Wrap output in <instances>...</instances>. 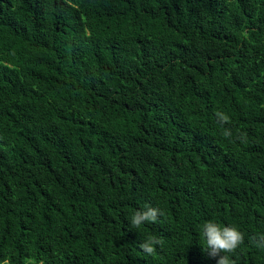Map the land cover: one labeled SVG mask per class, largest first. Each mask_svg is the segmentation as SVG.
Listing matches in <instances>:
<instances>
[{"label": "trees", "instance_id": "obj_1", "mask_svg": "<svg viewBox=\"0 0 264 264\" xmlns=\"http://www.w3.org/2000/svg\"><path fill=\"white\" fill-rule=\"evenodd\" d=\"M207 221L264 264V0H0V264H216Z\"/></svg>", "mask_w": 264, "mask_h": 264}, {"label": "clouds", "instance_id": "obj_2", "mask_svg": "<svg viewBox=\"0 0 264 264\" xmlns=\"http://www.w3.org/2000/svg\"><path fill=\"white\" fill-rule=\"evenodd\" d=\"M216 117L221 125L230 123V117L222 111H217ZM223 135L231 137L232 132L225 129ZM238 138L241 139V142H246V137L243 133ZM162 215L163 212L160 209L147 206L145 210L136 211L132 215L130 224L133 229H138L146 222L155 223L158 217ZM202 235L204 237V251L209 257L216 259V264H234V261L227 254L233 253L245 239L244 234L237 227H222L216 222L207 221L203 225ZM253 243L256 247L264 249V235H261L259 239L254 237ZM157 245L162 246L163 241L155 236H150L139 247L144 253L153 255L157 250ZM4 264H9V262L5 260ZM25 264H37V261L30 259L26 260Z\"/></svg>", "mask_w": 264, "mask_h": 264}]
</instances>
